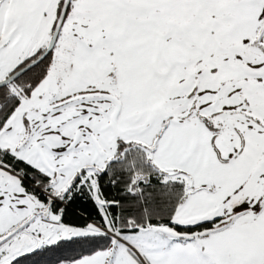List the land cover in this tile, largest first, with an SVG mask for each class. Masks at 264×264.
Here are the masks:
<instances>
[{"label": "snow or ice", "instance_id": "obj_1", "mask_svg": "<svg viewBox=\"0 0 264 264\" xmlns=\"http://www.w3.org/2000/svg\"><path fill=\"white\" fill-rule=\"evenodd\" d=\"M0 264H264V0H0Z\"/></svg>", "mask_w": 264, "mask_h": 264}]
</instances>
